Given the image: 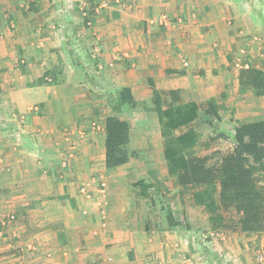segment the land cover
<instances>
[{
    "label": "crops",
    "instance_id": "obj_1",
    "mask_svg": "<svg viewBox=\"0 0 264 264\" xmlns=\"http://www.w3.org/2000/svg\"><path fill=\"white\" fill-rule=\"evenodd\" d=\"M101 1L0 0V264H259L248 245L264 231L213 229L192 202L214 245L202 259L193 209L170 225L167 206L142 208L153 186L132 159L105 167L104 120L129 122V150L147 146L160 133L150 81L201 106L236 98L230 138L264 119V96L237 82L264 66V0Z\"/></svg>",
    "mask_w": 264,
    "mask_h": 264
},
{
    "label": "trees",
    "instance_id": "obj_2",
    "mask_svg": "<svg viewBox=\"0 0 264 264\" xmlns=\"http://www.w3.org/2000/svg\"><path fill=\"white\" fill-rule=\"evenodd\" d=\"M238 85L264 96V66H242ZM153 110L160 125L163 156L167 170L179 186L193 189L195 204L203 205L210 226L237 229L243 233L264 231V119L236 121L231 135L232 147L211 156L199 155L195 147L200 134L189 125L199 117L202 106L195 101H181V90H159L150 81ZM120 103L134 104L129 88L118 93ZM223 104L210 98L203 106L208 123L220 121ZM183 129L176 133L179 129ZM221 135V134H220ZM104 164L108 169L127 163L137 152L129 150L130 124L118 116L104 120ZM174 223L170 212L166 215Z\"/></svg>",
    "mask_w": 264,
    "mask_h": 264
},
{
    "label": "rangeland",
    "instance_id": "obj_3",
    "mask_svg": "<svg viewBox=\"0 0 264 264\" xmlns=\"http://www.w3.org/2000/svg\"><path fill=\"white\" fill-rule=\"evenodd\" d=\"M217 100H219L223 104V109H220L219 111L221 115L220 121H213L212 123H208L206 117L203 115V106H202L199 117L189 125L190 127H193L195 130H197V132L200 134L199 142L195 147L196 153L199 155L211 156V160H210L211 163L217 161L218 153L227 151L232 147L233 144L232 138H230L229 134L232 131L231 127L232 125H234V120L236 119L234 117V111L232 112L230 110L231 107L230 103H235L234 101H236V98H230L229 96H224V97L220 96V98H217ZM244 105L245 106L242 105V107L243 110H245L244 112H246V109L248 108L247 102ZM140 112H138V114ZM141 114L148 115V113L145 110H143V113ZM153 115L155 116V113ZM133 117L134 119L136 118V120L139 121L137 115L136 117L135 116ZM143 118L146 117L143 116ZM136 120L135 122H137ZM242 120L244 119L242 118ZM142 124H140L139 122L137 129L138 131H140L139 130L141 129L140 125ZM220 126L222 128V131H220L219 129ZM183 129L185 128L179 129L178 131H176V133H179ZM149 131L151 133L150 136H152L151 127H149ZM159 134L158 136H155L157 138L154 137L152 141L150 138V141L148 142L147 146L146 143H140L139 145L141 146L140 148H138V151H136L137 154L131 158L132 160L137 162L135 168L138 171H144L142 172L143 176L146 177L153 186L148 190V194L144 198H141L142 200L141 202H145V204L142 203L141 206L142 208L147 206L149 209H152L153 207L154 209L153 212L155 211L161 212L164 210L166 211V206H167L169 208L168 211L173 212L172 215L174 214V218H176L177 220L181 218L180 216H182L185 213L186 209L187 210L193 209V211H195L196 217L199 218L200 226L192 230V233H190L189 236L193 238L191 239L188 238L187 242L190 243V245L194 244L199 252V256L202 259H204L207 250H209L207 246L211 244V247L214 248V245H212L213 242L211 241L212 239L211 238L209 239L208 236V234L210 235V233L208 232L209 230L206 229V225H204L205 222L207 225H209V223L207 220H205V213L203 210L198 211V208H194V206L191 207L192 202H194L192 199L193 189L188 186L183 187V189L180 186L178 187V185H176L173 176L169 174L163 156L162 138L161 135L159 136ZM149 193H150V197L148 196ZM177 195H179V197ZM176 202L183 203L184 207L183 208L178 207ZM153 212L152 215L155 214ZM183 225L186 224L184 223ZM262 243H263L262 246H259V244L256 245L255 242H251L250 245H248L250 251L252 252V255L256 256L255 257L256 260L260 252L264 253V241Z\"/></svg>",
    "mask_w": 264,
    "mask_h": 264
},
{
    "label": "built area",
    "instance_id": "obj_4",
    "mask_svg": "<svg viewBox=\"0 0 264 264\" xmlns=\"http://www.w3.org/2000/svg\"><path fill=\"white\" fill-rule=\"evenodd\" d=\"M101 3H106V1L102 0ZM82 17H83V21L85 23L86 27H91L92 26V17L91 15L86 12V11H82ZM165 19V16L163 17ZM257 261L259 264H264V253L260 252L257 256Z\"/></svg>",
    "mask_w": 264,
    "mask_h": 264
}]
</instances>
